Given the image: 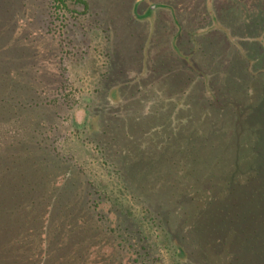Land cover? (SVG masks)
Segmentation results:
<instances>
[{"label":"trees","instance_id":"obj_1","mask_svg":"<svg viewBox=\"0 0 264 264\" xmlns=\"http://www.w3.org/2000/svg\"><path fill=\"white\" fill-rule=\"evenodd\" d=\"M49 1L44 11L30 0H0V264H164L137 222L110 225L101 204L119 206L63 152L68 140L90 146V159L117 175L146 223L164 233L176 264H264V68L254 65L264 58V2L118 0L111 7L122 23L104 18V27L87 0H76L79 11ZM136 3L147 6L137 26ZM87 23L97 37L85 48ZM249 44L259 47L253 61ZM74 66L88 72V86L72 76ZM219 81L234 83L217 91ZM83 97L95 105L79 129L72 111ZM169 104L166 125L159 117ZM175 116L187 126L176 129ZM195 124L192 148L204 153L194 162L206 168L194 175L202 180L147 197L143 182L172 178L169 144L157 135ZM209 150L216 165L257 164L260 185L217 180Z\"/></svg>","mask_w":264,"mask_h":264},{"label":"rangeland","instance_id":"obj_2","mask_svg":"<svg viewBox=\"0 0 264 264\" xmlns=\"http://www.w3.org/2000/svg\"><path fill=\"white\" fill-rule=\"evenodd\" d=\"M87 1L90 3L91 9L93 12L97 14L99 13V11H101L100 13L101 15L100 18L102 19L101 25H104V27L105 25L106 26L109 25L108 22L104 20V18H109L112 20V22H113V19L116 18V21L114 23L111 22V25L113 24L120 25L122 23L121 21L122 13H119L118 11L116 12L111 7L112 3L113 2L117 3L118 0H87ZM131 1L132 0H128V2H131ZM135 1L137 3L139 2L144 3V1L146 0H135ZM203 1L204 0H199V5H201V2ZM261 1L264 2V0H261ZM216 2L219 6H221L224 2H226V0H216ZM30 3L36 9H37V4H40V8H42L44 11L48 9V6L50 7V10H51L49 0H43V1L41 0L40 2L38 0H30ZM76 3H77L76 0H68V7L71 10H78V11L82 10L83 7L79 6ZM138 7L139 5L137 4L135 8L140 9V10L133 12V14L131 13V16L133 18L135 16L134 18L135 21H133L134 22L133 24H135V26H137L139 22H144V18H142V16L145 14V10L147 9V6H145V4L141 5L140 8ZM42 9H41L42 14H44V11ZM220 14H221L220 18L225 23L227 24L231 23V21L227 20L226 16H224L225 12L220 11ZM41 23L42 22H40V19H37L34 23L36 27L32 28L33 31L36 28H37L36 30H38L40 28ZM72 24H73V20L70 19L67 23V25L69 26V30H71ZM85 29L87 30V33L88 35H90V37L80 38V41H82V45L86 48L90 45L91 41H93V36H96L97 31L95 28H90L89 23L85 25ZM70 37H73L71 33H70ZM55 41H58V40L55 39ZM42 42L43 41L36 39L35 46H37V44H40ZM184 47L188 51V46L185 45ZM253 49H256V50L254 51ZM257 49H259L258 45L257 46L251 45V44L247 45L246 46L247 57H249L251 60L252 59L255 60L257 57H259V55L256 52ZM53 53L56 57L57 55L56 52L53 51ZM262 60L263 61H260L258 63L255 62L254 64L255 69L264 68V58H262ZM78 65H82V64H78ZM77 71L78 70L76 66H74V71H72V76L77 77L79 79H83V81L87 80V83H82V85L88 86L92 82V78L89 76L88 72L84 76L82 72H77ZM233 83H234L233 81L232 82L231 81H226V82L219 81L218 83H216V85H214V88L218 91L219 89H224L226 87L225 85H233ZM93 104L95 105V102L93 103L89 99H86L85 97H83L81 106L75 108L74 111H72L74 113L73 115L76 119L77 126L79 127V129H85L86 121L88 117H90L87 107L94 108ZM169 105L170 107L167 108L169 109V111L166 112V110H164L166 114L159 117V120L163 121L166 125H169V123H171L170 120H172L170 116L172 113L171 111L173 110V106L171 104ZM185 111L187 110L185 109L183 112L185 113ZM94 113L95 112H93V114ZM208 118H210L212 122H217V120L213 118V116L211 117L208 116ZM174 119H175L174 123L176 125V129H179V127L181 126L182 127L184 126L185 128L188 124V121L184 120L185 118L183 119V121L182 119L178 121L179 119L177 118V121H176V116H175ZM102 121L103 120H99V124L102 123ZM197 122H199V119L196 120V123ZM96 126L98 127L97 124ZM190 126L191 128H189L188 131L181 132L180 135H177V133H173L171 135L169 133H159V132H157L159 133L158 135L155 134L158 137L162 138L161 142H164L167 145L169 144L166 150L165 149L164 150H165V153L167 152V158L169 159V161L166 162L167 166L172 168V170L168 171V173L172 175V178L165 177L162 179L160 178L156 179L154 176V180L151 179L149 180V182H143L141 186L144 188V192L146 193L147 197H151L153 200H157L159 198H162V195H164L165 193L169 194L170 191L168 189L172 190L171 187H179V186L186 185L187 188H194L197 182L202 180L198 178V176L194 175V171L199 170V169H196V167H199L202 169L204 168L205 165L204 164L197 165V162H194L195 161L194 159L196 158V155L199 156L203 154L204 152H200L198 149L196 150V148H192L193 143H191L192 142L191 138L192 136L197 135L195 133V130H196L195 128L197 127V125L195 124V126H192V125ZM89 127H91V124L89 125ZM171 136L174 138V140L173 139L169 140V137ZM62 147H63V152L66 155L74 156L75 159L79 161L80 164H83L88 169L89 174L92 175V178L96 183H100L102 186H105V188L108 189L109 195L111 194L114 200L113 202L115 204H117L121 209H126V210L131 211L130 217L132 219L129 218L126 214H124L120 210L119 207L114 208L110 200L108 199L104 200L101 204V209L103 210L104 214L108 218L110 225H112L113 227H115L116 225H122L123 222H126V219H129V222L130 221L137 222L138 226H141L142 229L144 230L145 235H147L148 238H150L151 244L153 243L154 245L157 246L156 247L157 251L162 257L164 264H176L175 258L173 257V254L170 250L169 241L167 243L164 233H162L159 229L154 228L151 224L146 223V221L144 220V214H143L140 204L136 203L137 201H135V199L131 195H129L127 191H125L122 181L118 179L117 175L111 169L108 172H106L105 170H102L101 167L97 166L90 159L89 154L91 153L90 151L91 147L83 146L81 143L74 142L71 140L66 141L65 144L62 145ZM158 147H159V150L157 151V153H159V151L161 152L162 149L164 148L161 146H158ZM198 152H200L201 154ZM207 152L209 154L207 155V157H209L210 171L213 175L218 177L217 180L219 181L221 180L223 182L227 181V182H230L240 187L245 186V188L246 187L249 188L250 186H256L257 184L260 185L261 180L263 178H261L258 175L260 173V170H259V167H256L257 164L254 166L255 167L254 170L245 168V166L235 168V166L232 163H230L229 165H226L227 163L225 161L220 163L219 165H216L214 164L215 162L212 160L214 159L212 158V154H213L212 150H209ZM165 153L163 154V157ZM174 163H176L175 166H172V164L174 165ZM162 169L167 171V169L165 168H162ZM256 169L258 172H256ZM224 171H226V174L223 173ZM165 179L166 181H164ZM161 183L163 184L162 191L160 190L161 189L160 186L162 185ZM263 187H264V183H263ZM165 189H166V192L163 193V190ZM141 191L143 192V189ZM261 192H262V189H261Z\"/></svg>","mask_w":264,"mask_h":264}]
</instances>
